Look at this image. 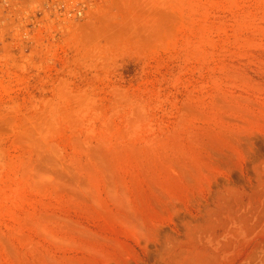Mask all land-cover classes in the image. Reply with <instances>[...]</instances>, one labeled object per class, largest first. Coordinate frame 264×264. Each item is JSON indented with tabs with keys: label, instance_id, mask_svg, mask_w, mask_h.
<instances>
[{
	"label": "rangeland",
	"instance_id": "1",
	"mask_svg": "<svg viewBox=\"0 0 264 264\" xmlns=\"http://www.w3.org/2000/svg\"><path fill=\"white\" fill-rule=\"evenodd\" d=\"M80 2L0 0V264H264V0Z\"/></svg>",
	"mask_w": 264,
	"mask_h": 264
},
{
	"label": "built area",
	"instance_id": "2",
	"mask_svg": "<svg viewBox=\"0 0 264 264\" xmlns=\"http://www.w3.org/2000/svg\"><path fill=\"white\" fill-rule=\"evenodd\" d=\"M72 1L73 0H7V2H16L21 3V5H29L30 7L28 10H30L29 12L31 13L56 11L62 14L64 18H70L71 16L78 17L81 15L82 8H84V6L80 2V5L73 7Z\"/></svg>",
	"mask_w": 264,
	"mask_h": 264
}]
</instances>
